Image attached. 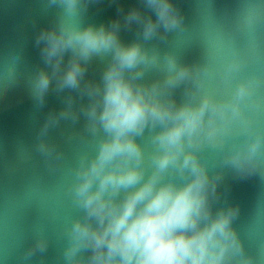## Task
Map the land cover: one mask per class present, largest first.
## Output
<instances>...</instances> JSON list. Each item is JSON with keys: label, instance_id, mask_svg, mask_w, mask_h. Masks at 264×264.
<instances>
[{"label": "clouds", "instance_id": "1", "mask_svg": "<svg viewBox=\"0 0 264 264\" xmlns=\"http://www.w3.org/2000/svg\"><path fill=\"white\" fill-rule=\"evenodd\" d=\"M102 3L38 0L32 21L43 16L49 25L33 40L43 65L27 76L33 109L44 108L50 90L63 104L47 113L33 149L49 172L58 171L65 152L49 134L62 121L75 126L81 118V130L66 142L94 149L80 152L70 170L65 190L79 215L63 229L57 264H264V247L251 253L236 227L239 206L219 191L225 169L264 181V128L258 125L264 73L242 75L249 57L236 43L219 69L206 44L203 63L181 64L174 50L161 54L153 40L187 31L173 0H138L127 11L110 0L117 3L115 19L85 23L90 6ZM258 9L244 11L240 27L248 34L259 22ZM133 26L135 39L125 43L120 32ZM249 46L258 49L254 35ZM10 62L0 94L18 83L22 50ZM94 62L102 66L98 78L88 75ZM151 72L161 75L149 81ZM210 79L229 94L216 95ZM206 149L219 153L218 163L209 165ZM50 243L37 227L22 264L37 256L42 261Z\"/></svg>", "mask_w": 264, "mask_h": 264}, {"label": "water", "instance_id": "2", "mask_svg": "<svg viewBox=\"0 0 264 264\" xmlns=\"http://www.w3.org/2000/svg\"><path fill=\"white\" fill-rule=\"evenodd\" d=\"M184 16L185 32H170L167 41L153 40L161 54L174 50L181 64L203 63L205 44L214 53L213 63L219 69L230 54V46L236 43L249 57V64L242 75L250 72L264 73V0H173ZM127 11L138 5V0H118ZM259 5V22L253 33L240 27L246 8ZM38 0H0V90L7 83V69L10 55L22 50L24 62L20 66L18 83L6 94H0V264H22L21 255L32 241L34 230L42 227L51 243L41 261L34 257L32 264H57V256L63 246L62 232L70 220L79 215L66 193L71 180V168L76 156L82 151H93L90 144L77 139L66 142L72 132L81 130L83 118L72 126L61 122L52 129L49 138L60 145L65 152L62 167L49 172L42 157L33 149L36 131L49 111H59L62 100L51 90L47 94L43 109L36 112L29 95L27 76L37 67H43L38 49L33 46L36 32L47 27L43 16L35 17ZM117 17V3L103 0L100 5L89 8L85 23L107 24ZM153 19L155 16L153 14ZM163 31V30H161ZM255 36L258 49L249 46ZM120 38L125 43L135 39L132 31L122 30ZM101 65L94 62L89 68V77H99ZM161 74L151 72L147 80ZM209 88L218 96H226L229 89L218 88L216 80H209ZM183 86L177 89L175 97L182 99ZM264 96V88L260 90ZM264 128V113L258 119ZM146 143V141H143ZM28 149L31 157L25 152ZM209 165L218 163L219 153L205 150ZM222 196L231 204L238 205L240 216L235 222L247 249L255 254L264 247V181L258 175L237 178L225 169L224 180L219 186Z\"/></svg>", "mask_w": 264, "mask_h": 264}]
</instances>
